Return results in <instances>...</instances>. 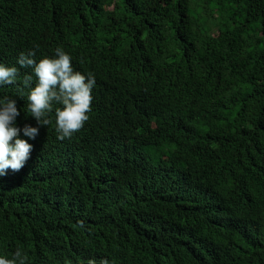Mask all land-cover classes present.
<instances>
[{"label":"trees","instance_id":"16d2710c","mask_svg":"<svg viewBox=\"0 0 264 264\" xmlns=\"http://www.w3.org/2000/svg\"><path fill=\"white\" fill-rule=\"evenodd\" d=\"M58 47L96 81L64 140L59 104L48 126L27 111L37 78L17 63ZM0 64L19 70L0 102L39 127L0 176V257L264 264V0H0Z\"/></svg>","mask_w":264,"mask_h":264},{"label":"clouds","instance_id":"9594fccd","mask_svg":"<svg viewBox=\"0 0 264 264\" xmlns=\"http://www.w3.org/2000/svg\"><path fill=\"white\" fill-rule=\"evenodd\" d=\"M35 56L36 51L32 50L21 53L17 60L21 68H31L37 78L35 87H32L31 75L25 74L23 78V88H29L27 111L39 126H48L51 121L47 116L53 111V102L59 104L61 107L55 108L58 139L71 138L89 119L87 113L91 110L95 78L91 73L85 76L74 71L70 55L62 48L55 50L53 58L45 57L37 62ZM18 76L17 67L0 64V86L13 85ZM19 115L15 100L6 97L0 102V176L7 175L8 169L19 172L29 159L33 146L19 138L20 133L33 140L39 134V127L26 124L23 129L18 128L15 122ZM26 260V254L18 248L13 259L0 257V264H26ZM87 264H96V261L89 260ZM100 264L108 261L102 260Z\"/></svg>","mask_w":264,"mask_h":264}]
</instances>
